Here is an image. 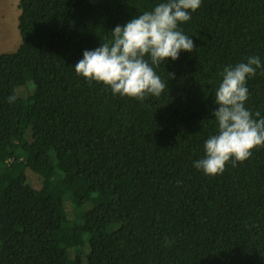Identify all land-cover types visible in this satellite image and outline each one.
<instances>
[{"label": "trees", "instance_id": "trees-1", "mask_svg": "<svg viewBox=\"0 0 264 264\" xmlns=\"http://www.w3.org/2000/svg\"><path fill=\"white\" fill-rule=\"evenodd\" d=\"M161 2L19 0L21 42L0 53V264H264V147L194 167L224 68L264 65V0H202L178 25L195 49L153 65L158 98L74 70ZM246 87L264 118V67Z\"/></svg>", "mask_w": 264, "mask_h": 264}, {"label": "clouds", "instance_id": "clouds-1", "mask_svg": "<svg viewBox=\"0 0 264 264\" xmlns=\"http://www.w3.org/2000/svg\"><path fill=\"white\" fill-rule=\"evenodd\" d=\"M201 2L165 0L124 26L117 25L112 30V42L85 50L74 65L75 72L89 82L109 86L114 95L140 101L147 96L160 97L166 84L153 65L159 67L169 58L175 61L182 50L195 49L194 41L178 25L189 21ZM262 67L258 56H250L247 62L225 67L221 73L222 82L214 94L217 107L212 112L218 131L206 139L204 158L194 162V167L206 175H220L227 163L235 167L250 158L253 149L264 147V118H254L260 113L253 114L245 107L247 80ZM168 74L174 77V73ZM16 98L9 96V103Z\"/></svg>", "mask_w": 264, "mask_h": 264}, {"label": "rangeland", "instance_id": "rangeland-1", "mask_svg": "<svg viewBox=\"0 0 264 264\" xmlns=\"http://www.w3.org/2000/svg\"><path fill=\"white\" fill-rule=\"evenodd\" d=\"M18 2L15 0L13 4V0H0V53L14 51L21 42L17 25L20 13Z\"/></svg>", "mask_w": 264, "mask_h": 264}, {"label": "bare ground", "instance_id": "bare-ground-1", "mask_svg": "<svg viewBox=\"0 0 264 264\" xmlns=\"http://www.w3.org/2000/svg\"><path fill=\"white\" fill-rule=\"evenodd\" d=\"M14 3H15V0H13V4H14ZM11 42H12V40L9 41V43H11ZM7 43H8V42H7Z\"/></svg>", "mask_w": 264, "mask_h": 264}]
</instances>
